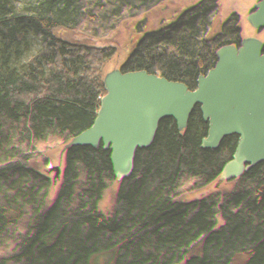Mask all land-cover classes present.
Returning <instances> with one entry per match:
<instances>
[{"label":"trees","instance_id":"trees-1","mask_svg":"<svg viewBox=\"0 0 264 264\" xmlns=\"http://www.w3.org/2000/svg\"><path fill=\"white\" fill-rule=\"evenodd\" d=\"M114 3L39 0L26 10L18 0H0V79L31 93L35 104L27 101L26 108L46 118L50 160L31 186L27 179L10 180L0 168V264H40L38 252L23 257L13 250L4 258L2 242L17 244L24 220L51 240L60 236L56 264H136L130 245L98 222L83 199L90 158L110 149L107 90L127 68L124 50L138 36L135 29L124 40L129 24L123 29L112 19ZM190 5L179 27L178 55L193 58L186 64L196 77L179 85L176 107H163L171 120L178 109L179 123L168 139L171 155L188 169L200 216L193 252L198 264H264V59L252 51L261 40L264 45V0ZM135 10L129 15L136 25L143 17ZM252 34L256 44L244 49ZM149 51L139 47L133 56L141 61V55L153 56ZM13 92L0 80V157L9 147L13 100L20 98ZM51 260L47 264H55Z\"/></svg>","mask_w":264,"mask_h":264},{"label":"rangeland","instance_id":"rangeland-1","mask_svg":"<svg viewBox=\"0 0 264 264\" xmlns=\"http://www.w3.org/2000/svg\"><path fill=\"white\" fill-rule=\"evenodd\" d=\"M38 1L18 0L26 10ZM115 1L112 19L115 23L123 22V29L129 24V35L125 34L124 40L131 38L135 29L138 36L131 43L133 46L124 50V60L129 61L127 68L118 72L115 84L107 90L113 108L110 149L90 158L93 164L90 178L86 177L83 199L98 222L130 245L137 257L136 264H198V253L193 251L198 244L200 216L191 198L192 182L186 165H181L169 148L168 135L179 123L178 109H172L175 115L171 120L168 118L171 111L163 107H176L175 92L179 85H188L196 77L195 71L186 64L193 58L186 53L178 55L179 27L186 20L183 18L187 15L186 9L193 7L188 6L192 0ZM134 6L143 17L136 25L130 19ZM249 39L242 42L244 49L256 44L257 35L252 34ZM262 42L252 47V51L264 59ZM139 47H147L148 55L153 56L141 55L139 61L133 56ZM136 62L143 67H138ZM35 67L42 72L40 64ZM0 80L14 91V96L20 97L13 100L8 157L5 151L0 157L1 173H7L16 183H25L23 179H27L26 184L31 186L34 173L37 175L41 165L50 163L44 139L46 118L36 108H26L27 101L35 104L31 93L13 88L5 78ZM14 191L11 189L10 193L17 197ZM19 226L22 230L17 244L2 242L4 258L14 250L23 257L27 253L31 256L40 253V264H47L49 258L53 259L52 263L58 262L55 249L60 236L55 235L54 242L49 233L32 228L25 220ZM209 248L207 242L205 251ZM26 264L31 261L26 260Z\"/></svg>","mask_w":264,"mask_h":264}]
</instances>
